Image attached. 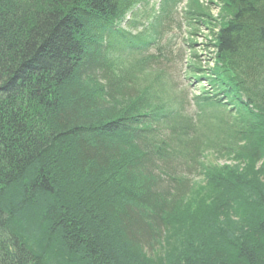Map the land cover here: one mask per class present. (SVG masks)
I'll list each match as a JSON object with an SVG mask.
<instances>
[{
  "label": "trees",
  "instance_id": "obj_1",
  "mask_svg": "<svg viewBox=\"0 0 264 264\" xmlns=\"http://www.w3.org/2000/svg\"><path fill=\"white\" fill-rule=\"evenodd\" d=\"M184 1L133 36L149 0H0V264H264V0H187L215 62L191 53L189 115L163 39Z\"/></svg>",
  "mask_w": 264,
  "mask_h": 264
},
{
  "label": "rangeland",
  "instance_id": "obj_2",
  "mask_svg": "<svg viewBox=\"0 0 264 264\" xmlns=\"http://www.w3.org/2000/svg\"><path fill=\"white\" fill-rule=\"evenodd\" d=\"M199 3L204 7L208 6V10L210 11L211 15L216 19L219 16V10L220 7H222L224 2L223 0H198ZM159 0H149L148 5H139L135 9V12L137 13L135 16H131V14H128L127 19L130 18V21H134L133 25H128V23L124 20L120 24V28L123 29L124 31L128 32L131 35H137L140 34L142 31L147 30V35L150 36L154 34L152 30V26H149L152 21L153 23H158L157 20H153L158 16L157 14V8H154V5L158 6ZM182 7L183 5L180 6L177 12L173 13L169 21L166 22V24H169L170 30H174L177 27H184V22H183V15H182ZM205 8V7H204ZM155 26V24H154ZM157 27V26H156ZM187 29L192 30V27L186 26ZM159 29V28H158ZM185 29V28H184ZM179 30V31H178ZM176 30L178 33L175 35L173 38V41L171 42L172 48H170V54L169 56L171 57V62L167 64L166 66V81L168 82L169 88H167V92L170 97L172 96L175 101L173 103H177L179 105L178 108L182 109L181 106H184V110L186 115H189V113L194 114L196 109H197V104L193 101L194 97L196 95L201 94L202 89L204 88H210L208 85L207 80L202 78L199 81L193 80V78H190L191 76L189 75V67L190 65H187V60L191 58V53L196 52L198 55H201V62L203 60V67L205 66L206 69H209V67L213 68L215 65L214 60L212 58L214 57L213 55V50L209 49L206 47L207 44H209V39L212 38V35L210 31L206 28H201L199 30V36L194 37L193 41L196 43L195 48L190 52L189 49H187L184 45V40L183 38L186 37V33L178 29ZM190 32V31H189ZM198 32V31H197ZM159 37V36H156ZM164 42H167L166 35L163 36ZM160 40V37H159ZM171 41V40H170ZM124 47V46H123ZM118 48V47H117ZM126 48L122 49V53L125 55L127 52L130 50H125ZM120 53L119 48L117 49ZM155 46H151L149 49V52H154ZM195 78H197L196 75H193ZM202 88V89H201ZM203 123V122H202ZM197 124V123H196ZM215 161V159H214ZM220 164H226L230 165L231 167L235 166V162L231 160H224L221 157H218V160ZM264 164V161L262 162H257L254 164V169L257 170L259 167H261ZM242 169L244 170L245 165H241ZM195 177H198L197 175H194ZM170 244L174 245L176 244V239L175 237H172L170 240ZM178 246L177 244L172 247L175 248ZM171 248V249H172ZM165 254H160V251L158 250L156 252V257H163Z\"/></svg>",
  "mask_w": 264,
  "mask_h": 264
}]
</instances>
